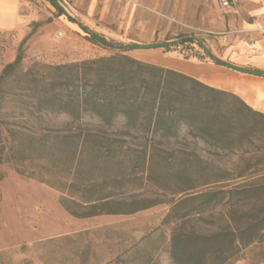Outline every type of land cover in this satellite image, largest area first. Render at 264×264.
Here are the masks:
<instances>
[{
  "label": "rangeland",
  "instance_id": "1",
  "mask_svg": "<svg viewBox=\"0 0 264 264\" xmlns=\"http://www.w3.org/2000/svg\"><path fill=\"white\" fill-rule=\"evenodd\" d=\"M25 1L44 21L33 24L23 39H18L16 31H0V74L15 60L20 45L25 50L24 70L36 61L57 65L49 61L50 51L40 57L28 55L26 43L40 25L59 17L75 26L64 28L71 48L60 59L65 63L117 53L94 43L74 19L107 40L125 45L174 42L165 48L129 47L126 51L155 65L159 64L140 55L210 61L199 45L202 42L228 62L226 52L234 44L230 38L227 42L221 38L231 0H98V14L93 15L63 0L62 15L51 0ZM104 4L109 17L101 19ZM41 40L55 43L54 32L46 30ZM29 107L6 102L0 111V264H174L170 244L175 225L165 221L171 202L183 194L234 184L219 181L227 174L264 173V166L255 164L264 156V136L253 137L252 144L244 140L239 147L218 142L195 125L181 124L171 139L154 141L116 133L109 139L87 140L62 131L54 121L23 116ZM246 131L240 127L237 133L244 136ZM106 179L118 180L106 183L114 194L119 192L115 201L160 203L131 214L92 217H76L63 205L64 196L79 198L82 187L96 182L99 190ZM227 214L228 207L219 205L192 216L184 226L202 234L224 230L229 224ZM225 264H264V240Z\"/></svg>",
  "mask_w": 264,
  "mask_h": 264
},
{
  "label": "trees",
  "instance_id": "2",
  "mask_svg": "<svg viewBox=\"0 0 264 264\" xmlns=\"http://www.w3.org/2000/svg\"><path fill=\"white\" fill-rule=\"evenodd\" d=\"M52 3L62 15L64 10ZM74 22L94 43L117 53L57 65L36 61L24 70L25 50L20 45L15 60L0 74V111L6 102L23 103L30 106L23 116L54 121L62 131L87 140L98 136L109 139L116 133L151 137L154 141L171 139L181 124L195 125L218 142L229 141L239 147L244 140L252 144L253 137L264 136V114L238 95L174 69L138 60L126 54L129 45L97 34L106 39L102 42L91 35L95 33L92 29L78 20ZM199 45L210 61L226 66L204 43ZM240 127L247 129L244 136L237 133ZM255 164L264 166V156ZM111 181L118 180H103L99 190L98 182L86 185L79 190V198L64 196L62 203L76 217L131 214L160 203L148 199L115 201L120 194L106 188ZM219 181L234 184L183 194L171 202L165 221L175 225L170 244L174 264H225L264 240V173L227 174ZM219 205L228 207L226 229L202 234L185 228L192 216Z\"/></svg>",
  "mask_w": 264,
  "mask_h": 264
},
{
  "label": "crops",
  "instance_id": "3",
  "mask_svg": "<svg viewBox=\"0 0 264 264\" xmlns=\"http://www.w3.org/2000/svg\"><path fill=\"white\" fill-rule=\"evenodd\" d=\"M65 1L75 9H85L90 15L98 14V0ZM231 2L233 6H229L231 14H229L228 24L224 32L240 27L253 32L246 36L230 37L229 41H233L234 44L226 52L227 60L240 66L264 70V35L259 32V29L264 27V0H231ZM108 11L109 8L104 4L101 19L109 17ZM40 21L44 20L30 10L29 3L25 0H0V31H16L18 39H23L32 30L33 24ZM64 28L75 29V26L70 25L69 22H65L60 17L43 23L28 39L26 53L32 57H40L50 51L52 57L49 58V61L58 64L65 63L60 59L71 48ZM46 30L54 32L55 43L47 45L41 40V35ZM62 38L65 40H61ZM51 46L58 48L51 50ZM256 48L260 50L258 53L255 52ZM170 60L174 66L159 65L189 75L212 87L232 92L254 110L264 114V75L242 73L212 61L186 60L183 58H170Z\"/></svg>",
  "mask_w": 264,
  "mask_h": 264
},
{
  "label": "water",
  "instance_id": "4",
  "mask_svg": "<svg viewBox=\"0 0 264 264\" xmlns=\"http://www.w3.org/2000/svg\"><path fill=\"white\" fill-rule=\"evenodd\" d=\"M53 1L57 6L61 7L63 9V6L61 4V0H51ZM65 2V0H63ZM92 36H94L96 39L102 41V42H106V39L98 36L95 33L91 34ZM171 44V42H159V43H151V44H140V43H132L129 44V47L133 48V49H154V48H160V47H167ZM226 66L242 72V73H248V74H252V75H264V70H259V69H254V68H249V67H244V66H239L236 65L232 62H226Z\"/></svg>",
  "mask_w": 264,
  "mask_h": 264
},
{
  "label": "built area",
  "instance_id": "5",
  "mask_svg": "<svg viewBox=\"0 0 264 264\" xmlns=\"http://www.w3.org/2000/svg\"><path fill=\"white\" fill-rule=\"evenodd\" d=\"M227 4H229L227 1H226ZM253 31L252 30H249L247 28H244V27H240V28H234V29H231V30H227L226 32H223L221 34V38L227 42L228 39L231 37V36H246V35H250ZM259 32H261L263 35H264V27L259 29ZM260 50L259 49H255V52L258 53Z\"/></svg>",
  "mask_w": 264,
  "mask_h": 264
},
{
  "label": "bare ground",
  "instance_id": "6",
  "mask_svg": "<svg viewBox=\"0 0 264 264\" xmlns=\"http://www.w3.org/2000/svg\"><path fill=\"white\" fill-rule=\"evenodd\" d=\"M142 58H145L146 60L156 62L157 64H163V65H168V66H174L171 60L165 59L162 57L159 53H149L145 55H141ZM184 64L182 63V66ZM189 66V65H188ZM177 69V68H176Z\"/></svg>",
  "mask_w": 264,
  "mask_h": 264
}]
</instances>
